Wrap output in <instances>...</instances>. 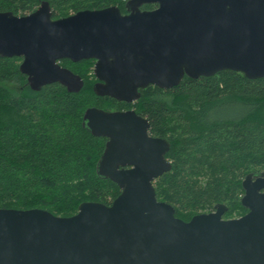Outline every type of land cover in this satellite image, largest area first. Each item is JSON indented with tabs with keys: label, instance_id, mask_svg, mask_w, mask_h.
I'll return each instance as SVG.
<instances>
[{
	"label": "water",
	"instance_id": "water-1",
	"mask_svg": "<svg viewBox=\"0 0 264 264\" xmlns=\"http://www.w3.org/2000/svg\"><path fill=\"white\" fill-rule=\"evenodd\" d=\"M155 5L142 11V6ZM117 6L53 18L47 1L25 16L0 12V59L18 58L32 91L59 84L83 88L59 65L94 60L96 97L132 103L138 89L169 90L184 77L221 71L264 79V0H128ZM83 127L105 138L96 164L120 194L107 206L84 202L58 217L46 210L0 209V264H264V171L247 174L241 206L189 221L158 201L153 182L171 170L169 143L149 135L134 111L85 110Z\"/></svg>",
	"mask_w": 264,
	"mask_h": 264
},
{
	"label": "trees",
	"instance_id": "trees-1",
	"mask_svg": "<svg viewBox=\"0 0 264 264\" xmlns=\"http://www.w3.org/2000/svg\"><path fill=\"white\" fill-rule=\"evenodd\" d=\"M42 1L57 19L110 6L125 13L128 0H0V12L25 16ZM19 61L0 59V209L70 217L84 202L109 206L120 190L96 174L106 139L93 137L82 118L90 107H120L96 97L91 78L82 74L79 93L59 84L32 91ZM86 62L91 61L61 65L73 71L71 66ZM131 108L149 121L152 136L169 143L165 157L171 170L153 185L158 201L174 207L175 217L189 221L218 204L227 207L226 217L247 212L240 204L241 183L247 174L264 171V79L232 71L184 77L169 90L148 86Z\"/></svg>",
	"mask_w": 264,
	"mask_h": 264
},
{
	"label": "flooded vegetation",
	"instance_id": "flooded-vegetation-1",
	"mask_svg": "<svg viewBox=\"0 0 264 264\" xmlns=\"http://www.w3.org/2000/svg\"><path fill=\"white\" fill-rule=\"evenodd\" d=\"M142 11H144V9H143V6L140 8ZM126 13V12H125ZM125 13H122V14H125ZM55 19V18H54ZM61 61H63V60H61ZM61 61L59 62V65L61 66V67H63V68H66L65 66H62L61 65ZM86 61H88V60H86ZM89 61H91V62H93V68H94V64H95V61L94 60H89ZM20 62H21V60L19 61V64H20ZM72 63V62H71ZM79 63V62H78ZM93 68H92V79H93V83H92V85H91V87H92V91H93V86H94V84L97 82V80H96V78L94 77V75H93ZM66 69H68V68H66ZM68 70H70V69H68ZM71 71V70H70ZM72 73H74L73 71H71ZM74 74H76V73H74ZM76 75H78V74H76ZM78 76H80V75H78ZM81 77V76H80ZM81 79L83 80V83H84V79L81 77ZM144 91V88L143 89H138V93H139V98H140V95H141V93ZM109 98V97H108ZM139 98L136 100V101H134V102H132V103H126V102H119V101H116V100H114V99H112V98H110V99H112V100H114L115 102H116V104H118V106L120 107V108H118V109H114V110H111V111H107V110H104V111H107V112H123V111H130V110H132V111H134L135 113H136V111H135V109L134 108H131L138 100H139ZM101 110H103V109H101ZM138 116H140V117H142L143 119H145L144 118V116L143 115H141V114H138V113H136ZM147 120V119H146ZM148 121V120H147ZM149 122V121H148ZM150 124V123H149ZM149 135L151 136V137H153V138H160V137H155V136H152L151 134H150V128H149ZM162 139V138H161ZM166 158V157H165ZM168 160V159H167ZM169 161V160H168ZM170 162V161H169ZM171 163V162H170ZM238 218V217H237ZM223 219V218H222ZM234 219V218H233ZM225 220V219H224ZM228 220V219H227Z\"/></svg>",
	"mask_w": 264,
	"mask_h": 264
},
{
	"label": "rangeland",
	"instance_id": "rangeland-1",
	"mask_svg": "<svg viewBox=\"0 0 264 264\" xmlns=\"http://www.w3.org/2000/svg\"><path fill=\"white\" fill-rule=\"evenodd\" d=\"M93 66V62H86V63H83L77 67H73L71 66V69L74 71V73L76 72L78 75L79 74H82V75H86L87 77H89L88 80H90L91 78V84L93 83V79H92V67ZM115 108H109V111L111 110H114ZM154 186V185H153ZM205 213H209V212H205ZM223 219L227 220V219H233V218H237V215L236 214H233L232 216L230 217H226V216H223L222 217Z\"/></svg>",
	"mask_w": 264,
	"mask_h": 264
}]
</instances>
